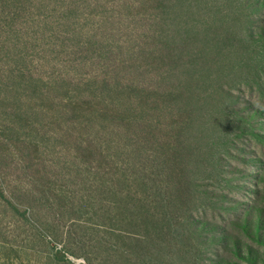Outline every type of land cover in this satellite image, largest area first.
Segmentation results:
<instances>
[{
	"label": "rangeland",
	"instance_id": "rangeland-1",
	"mask_svg": "<svg viewBox=\"0 0 264 264\" xmlns=\"http://www.w3.org/2000/svg\"><path fill=\"white\" fill-rule=\"evenodd\" d=\"M125 1H38L19 27L39 76L48 80L72 67L68 62L99 42ZM136 13L144 21V12ZM136 36L140 48L143 34ZM245 73L230 97L203 101L200 122L182 136L171 127L161 134L163 117L145 99L148 113L136 118L153 122L146 131L124 121L106 137L97 120L89 117L96 128L71 126L47 101L50 116L34 114L30 124L13 113L24 95L3 89L0 264H250L243 255L250 245L264 264V247L239 224L252 206L264 209V117L250 110L264 109V84ZM161 140L168 143L164 156ZM222 227L230 238L220 248Z\"/></svg>",
	"mask_w": 264,
	"mask_h": 264
},
{
	"label": "trees",
	"instance_id": "trees-1",
	"mask_svg": "<svg viewBox=\"0 0 264 264\" xmlns=\"http://www.w3.org/2000/svg\"><path fill=\"white\" fill-rule=\"evenodd\" d=\"M38 1L0 0V95L5 88L22 93V106L13 113L21 112L30 124L35 123L34 114L50 116L42 107L47 101L53 115L64 117L71 126L96 128L89 117L97 120L108 129L106 137L115 135L124 121L146 131L151 127L146 124L153 122L138 123L136 118L139 112L148 113L141 107L145 99L154 102L163 117L157 130L164 129V134L171 127L182 136L200 122L201 103L212 95L230 97L245 69L260 87L264 84V51L259 49L264 44V0H126L119 18L104 25L106 33L99 42L48 80L35 70L27 52L29 42L19 27ZM136 11L144 12L145 22ZM123 33L126 39L121 38ZM136 33L143 34L140 48L135 45ZM65 90L66 97L52 96ZM250 106L253 114L264 117L263 108ZM9 122L10 130L17 129ZM109 143L116 144V139ZM167 145V140L159 142L161 156ZM0 196L6 199L1 185ZM239 224L264 247V209L252 206L239 216ZM219 233L221 248L230 237L223 227ZM247 248L243 252L247 263L258 264V253L251 245Z\"/></svg>",
	"mask_w": 264,
	"mask_h": 264
}]
</instances>
